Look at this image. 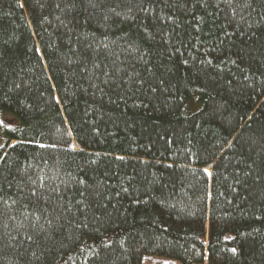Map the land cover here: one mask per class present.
<instances>
[{
	"label": "trees",
	"instance_id": "trees-1",
	"mask_svg": "<svg viewBox=\"0 0 264 264\" xmlns=\"http://www.w3.org/2000/svg\"><path fill=\"white\" fill-rule=\"evenodd\" d=\"M0 134V264H264V0H0Z\"/></svg>",
	"mask_w": 264,
	"mask_h": 264
},
{
	"label": "rangeland",
	"instance_id": "rangeland-1",
	"mask_svg": "<svg viewBox=\"0 0 264 264\" xmlns=\"http://www.w3.org/2000/svg\"><path fill=\"white\" fill-rule=\"evenodd\" d=\"M1 118H2V124L5 127L12 126L13 124H15L13 118L9 115H4ZM2 143H3V135L0 134V146ZM143 264H178V263L173 260H169V259L150 257V258H147Z\"/></svg>",
	"mask_w": 264,
	"mask_h": 264
},
{
	"label": "snow or ice",
	"instance_id": "snow-or-ice-1",
	"mask_svg": "<svg viewBox=\"0 0 264 264\" xmlns=\"http://www.w3.org/2000/svg\"><path fill=\"white\" fill-rule=\"evenodd\" d=\"M233 251L235 252V249H233Z\"/></svg>",
	"mask_w": 264,
	"mask_h": 264
}]
</instances>
